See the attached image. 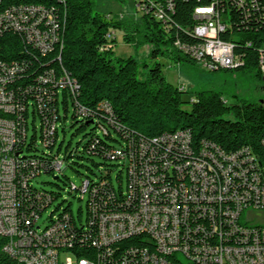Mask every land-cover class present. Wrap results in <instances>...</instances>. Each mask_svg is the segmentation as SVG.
I'll use <instances>...</instances> for the list:
<instances>
[{
	"label": "built area",
	"instance_id": "2783aa9c",
	"mask_svg": "<svg viewBox=\"0 0 264 264\" xmlns=\"http://www.w3.org/2000/svg\"><path fill=\"white\" fill-rule=\"evenodd\" d=\"M124 1L132 2L135 15H151L168 33L181 30L193 39L176 37L173 46L202 68L216 72L244 65L245 55L239 56L236 45L220 37L231 29L230 18L219 10L220 0L196 6L194 25L186 29L173 23L176 0H146V9H138V0ZM232 1L244 10V19L260 9L258 0ZM57 33L54 6L18 5L0 12V40L13 34L47 55L62 47ZM114 36L112 31L107 38ZM258 54L264 76V42ZM25 70L24 63L0 60V235L5 238L4 253L16 264H264V153L245 147L228 153L212 142H194L188 130L142 139L137 147L130 144L111 153V158L125 162L128 182L116 209L99 207L98 193H90L93 236L86 230L76 232L69 214L43 224L45 203L28 188L42 173V164L17 151L27 138L23 112L32 104L27 98L30 85L17 88L23 97L14 90ZM36 81L49 99L51 89L71 94L78 89L66 72L56 76L54 69ZM36 99L42 111L44 98L36 93ZM102 108L111 113L107 104ZM78 114L87 112L79 106ZM44 122L43 144L48 146L57 126L46 116ZM52 167L61 171L63 162L55 159ZM188 177H196V184H188ZM89 187L88 180L71 184L80 200L87 198ZM139 236H149L164 261H153ZM84 247L91 249L90 256L74 254ZM135 251H146V260L135 259Z\"/></svg>",
	"mask_w": 264,
	"mask_h": 264
},
{
	"label": "trees",
	"instance_id": "16d2710c",
	"mask_svg": "<svg viewBox=\"0 0 264 264\" xmlns=\"http://www.w3.org/2000/svg\"><path fill=\"white\" fill-rule=\"evenodd\" d=\"M140 1L143 9H146V0ZM207 3L208 0H176L174 25L182 29L191 28L194 25V8ZM258 4L260 9L251 10V17L244 19V10L233 4L232 0H220L221 14L228 16L231 21V29L220 37L235 44L239 56L245 55L242 67L225 71L251 73L253 79L262 84L264 76L258 69V49L264 42V0H258ZM18 5L54 6L57 14V42L62 44L52 53L42 55L22 44L16 35L6 34L0 40V60L17 61L26 66L25 73L14 85L17 96L23 97L17 88L26 85L32 88L27 97L32 104L26 107L22 119L27 138L17 149L25 158L37 159L42 164V173L29 181V191L41 195L45 203L42 217L63 197L64 192L86 206V216L83 218L82 208L75 217L71 204L62 210L59 205L41 221L43 224L54 216L69 214L76 232L81 234L86 230L84 233L93 236L96 228L91 225L90 193L93 190L98 193L97 197L101 200L98 206L104 207L106 211L116 209L123 203L122 192L128 182L127 166L122 160L111 158V153L128 149L130 144L137 147L142 139L150 140L165 133L188 130L194 142H212L228 153L243 147L264 153V98L263 103L244 101L228 105L222 93L207 91L198 93L193 100H185L184 86L176 87L168 83L162 65L156 62L152 69L141 71L149 68L148 65L140 67L133 57L116 58V39L107 38L112 37V31H119L128 44L153 47L151 59L162 55L177 63L185 60L195 64L173 46L176 37L194 42L181 30L172 29L170 34L151 15L137 16L133 12L102 14L97 10L95 0H2L0 12ZM248 42L252 46L247 47ZM48 69H54L56 76L66 72L78 85L76 93L71 94L66 89H51L50 99L44 95L36 78ZM36 93L44 98L46 105L42 111ZM103 104H107L111 113L102 108ZM79 106L86 110L85 116L78 114ZM45 116L57 126L48 146L43 144ZM68 121L73 131L72 138L81 136L74 148L72 142L64 148V138L58 145L59 133L66 134ZM30 128L32 135H29ZM55 159L66 163L80 177V183L89 181L87 198L80 200L76 192L71 190L73 182H69L67 177L56 175L57 171L52 167ZM119 167L115 180L119 182L125 173V188L121 181L117 188L114 184L113 173ZM25 174L28 172L25 171ZM42 174L53 176L54 182L44 183L51 187L50 190L36 185L37 178ZM194 183V177H188V184ZM139 243H144V250L150 252V258L160 252L155 242H149V236H139ZM4 245L5 238L0 235V264H16L4 253ZM74 254L88 257L91 249H77ZM135 259L146 260V251H135Z\"/></svg>",
	"mask_w": 264,
	"mask_h": 264
},
{
	"label": "rangeland",
	"instance_id": "374dc122",
	"mask_svg": "<svg viewBox=\"0 0 264 264\" xmlns=\"http://www.w3.org/2000/svg\"><path fill=\"white\" fill-rule=\"evenodd\" d=\"M95 4L97 10L102 14L129 13L133 8L132 2H125L124 0H95ZM114 38L116 39L114 44V56L116 58L127 59L129 57H133L139 63L140 67L145 64L148 65L149 68L141 69V71L144 72L152 69L156 62L162 65L163 74L168 83L176 87L184 86L185 100H193L198 93L207 91L222 93L223 98L228 105H237L244 101L254 103L255 101L263 100L264 98V91L261 89L260 81L254 80L253 74L251 73L231 72L225 70L212 72L202 68L197 63L193 64L185 60H181L179 63H177L167 56L162 55H160L157 59H151V53L154 49L153 47L148 45L135 47L132 44H128L124 42L123 35L119 31H115ZM161 49L163 48L161 47ZM70 110H72V107H70ZM61 112H63L62 107ZM37 125H39V121L37 122ZM69 126L70 122L68 121L66 134L64 135L61 131L59 133L58 145L64 138V148L69 142H72V147L74 148L81 140V136L72 138L73 131H71ZM29 135H32L31 128L29 130ZM62 157L63 153L60 156L61 160ZM62 169V172L57 171L56 175L67 177L69 182L76 184L80 183V177L70 170L66 163L63 164ZM119 170L120 167L115 173H113L114 184L117 188L119 186V182L121 181L122 187L125 188L127 181L125 173H123L119 182L115 180ZM52 182H54L53 176L42 174L37 178L36 185L38 187L50 190L51 187L49 185H44V183ZM70 204L75 217L79 215L80 208H82L83 218H85V203L79 202L77 199L64 192L63 197L55 202L49 210H47L41 221L46 219L49 213L59 205L61 207L60 210H62L63 207H66ZM66 257H68V255H64L63 259Z\"/></svg>",
	"mask_w": 264,
	"mask_h": 264
},
{
	"label": "bare ground",
	"instance_id": "6f19581e",
	"mask_svg": "<svg viewBox=\"0 0 264 264\" xmlns=\"http://www.w3.org/2000/svg\"><path fill=\"white\" fill-rule=\"evenodd\" d=\"M141 7H142L141 1L138 0V9H143V7L142 8ZM194 179H195V183L194 184H196V177H194ZM159 250H160V252L152 257L153 261H164V254H162L161 249H159Z\"/></svg>",
	"mask_w": 264,
	"mask_h": 264
},
{
	"label": "flooded vegetation",
	"instance_id": "af4514ba",
	"mask_svg": "<svg viewBox=\"0 0 264 264\" xmlns=\"http://www.w3.org/2000/svg\"><path fill=\"white\" fill-rule=\"evenodd\" d=\"M261 89L264 91V78H263V81H262V84H261ZM261 101V103H263V100H259Z\"/></svg>",
	"mask_w": 264,
	"mask_h": 264
}]
</instances>
